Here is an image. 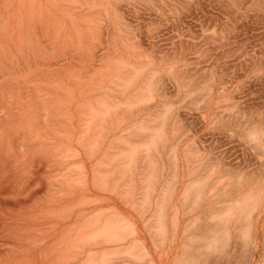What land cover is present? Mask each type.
Masks as SVG:
<instances>
[{
	"label": "bare ground",
	"instance_id": "obj_1",
	"mask_svg": "<svg viewBox=\"0 0 264 264\" xmlns=\"http://www.w3.org/2000/svg\"><path fill=\"white\" fill-rule=\"evenodd\" d=\"M0 264H264V0H0Z\"/></svg>",
	"mask_w": 264,
	"mask_h": 264
}]
</instances>
